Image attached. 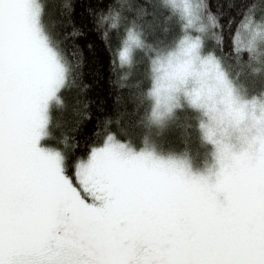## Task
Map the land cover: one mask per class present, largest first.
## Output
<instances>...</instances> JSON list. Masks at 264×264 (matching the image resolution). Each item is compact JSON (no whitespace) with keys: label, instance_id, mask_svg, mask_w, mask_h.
Instances as JSON below:
<instances>
[{"label":"snow or ice","instance_id":"6c2138e0","mask_svg":"<svg viewBox=\"0 0 264 264\" xmlns=\"http://www.w3.org/2000/svg\"><path fill=\"white\" fill-rule=\"evenodd\" d=\"M256 2L244 9L231 47L238 64L261 73L264 7L257 11ZM124 6L112 0L96 20L110 51L109 34L123 25L110 60L124 72L120 86L142 54L149 127L163 126L181 94L202 110L215 179L111 132L81 157L40 147L63 92L77 85L82 59L75 52L70 59L47 27L45 0H0V264H264V100H242L221 57L207 50L209 35L223 46V25L207 0H160L181 31L168 49L147 43ZM248 121L254 132L234 151L227 130ZM63 143L69 146L67 137Z\"/></svg>","mask_w":264,"mask_h":264},{"label":"trees","instance_id":"16d2710c","mask_svg":"<svg viewBox=\"0 0 264 264\" xmlns=\"http://www.w3.org/2000/svg\"><path fill=\"white\" fill-rule=\"evenodd\" d=\"M207 2L212 14L223 25L222 49L209 35L207 50L221 57L230 78L244 84L251 78L248 83L251 86L254 77L248 74V67L236 62L231 47V37L250 0ZM45 3L47 27L60 40L70 59L73 52L82 59V67L77 85L62 94L64 106L52 112L51 134L41 143L81 157L86 155L87 146L102 143L105 133L111 132L135 147H151L160 152L179 154L194 165H202L206 150L210 147L197 130V110V118L192 116L191 110L182 111L177 116L172 114L160 128L149 127L144 121L150 109V101L145 99L150 77L149 61L142 54H137L135 66L123 81L125 87L120 86L119 77L124 72L113 71L110 60L117 40L123 34V25L118 32L109 34L111 51L101 37L103 30L96 28L98 16L107 12L112 0H45ZM124 3L123 15L129 20H136L147 43L160 49L173 46L181 34L180 27L177 20L170 18L169 12L160 6V0H124ZM255 7L259 11L264 5L257 0ZM72 32L79 34L70 36ZM244 58L247 59V56ZM263 91L264 80L249 93L258 95ZM65 137L68 138V147L63 143ZM145 137L148 139L147 145H144ZM73 142L78 143L79 147L72 149L70 146Z\"/></svg>","mask_w":264,"mask_h":264},{"label":"rangeland","instance_id":"374dc122","mask_svg":"<svg viewBox=\"0 0 264 264\" xmlns=\"http://www.w3.org/2000/svg\"><path fill=\"white\" fill-rule=\"evenodd\" d=\"M178 25H179V22H178ZM253 66H257V65H253ZM248 74L250 76L254 77V79H255L254 82L251 83V86L248 84L250 82L251 78H248L247 79L248 83L244 84V83H242V81H239V80L237 83V81L235 79L230 78L228 75L227 76L232 81L233 87H234V90L236 91V93L243 92L247 97H252V96H255V94L254 93L250 94L249 92L256 89L257 84L263 82L264 72H261L259 74H252L251 68H249ZM179 103H180V107H178L174 110L173 115L175 114V116H177L178 114L182 113V111L191 110L192 116L194 118H197L198 117L197 111H198L199 121H201V120L207 121L208 118H207V116L204 115L203 111L200 109L192 108L188 104L186 98H184L182 94L180 96ZM256 115L257 116L259 115V111L256 112ZM252 132H254V129H251V122L248 121L246 123L241 124L238 127H230L227 130L225 140H226V142L230 143L233 146L234 151H238V150H240V148L242 147V144H243L242 138L245 135H251ZM205 142H207L210 149L207 148L205 161L202 162V165H194L193 163H191V160H189L185 156H182L179 154L164 153V152L157 151L151 147H145V148L147 151L151 152L152 155L157 159H160L163 161H173V162H176L178 164H182L185 167V169L187 170V172L190 173L191 175H193V176H207V177H209L210 181H214L215 172L218 168V164L216 162L215 155H214L216 149H215V145H213L212 143H210L206 140H205ZM39 146L43 147V148L48 147L46 145H43L41 143V141L39 143ZM139 148L140 147H137V150H139Z\"/></svg>","mask_w":264,"mask_h":264},{"label":"clouds","instance_id":"9594fccd","mask_svg":"<svg viewBox=\"0 0 264 264\" xmlns=\"http://www.w3.org/2000/svg\"><path fill=\"white\" fill-rule=\"evenodd\" d=\"M251 72H252V70H251ZM252 74H259V73H253V72H252ZM236 94H237L238 96H240L242 100H251V99L253 98V96H252V97H247L243 92L236 93ZM255 97H256L257 100H264V96H262L261 93H260L259 95H255ZM168 118H169V117H166V118L161 122V125H164ZM201 123L207 124V123H208V119H207V121H203V120H201V121H199L198 124H197V130L200 132L202 138H203L204 140L208 141L207 139L204 138V131H203V130L201 129V127H200ZM152 127H157V126L153 125ZM218 138H219V135H218ZM208 142H209V141H208Z\"/></svg>","mask_w":264,"mask_h":264}]
</instances>
